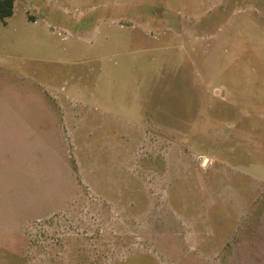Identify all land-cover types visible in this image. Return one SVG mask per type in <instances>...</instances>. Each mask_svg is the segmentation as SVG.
I'll use <instances>...</instances> for the list:
<instances>
[{
    "label": "rangeland",
    "instance_id": "rangeland-1",
    "mask_svg": "<svg viewBox=\"0 0 264 264\" xmlns=\"http://www.w3.org/2000/svg\"><path fill=\"white\" fill-rule=\"evenodd\" d=\"M0 264H264V0H14Z\"/></svg>",
    "mask_w": 264,
    "mask_h": 264
},
{
    "label": "trees",
    "instance_id": "trees-1",
    "mask_svg": "<svg viewBox=\"0 0 264 264\" xmlns=\"http://www.w3.org/2000/svg\"><path fill=\"white\" fill-rule=\"evenodd\" d=\"M14 13V0H0V21L5 22Z\"/></svg>",
    "mask_w": 264,
    "mask_h": 264
},
{
    "label": "crops",
    "instance_id": "crops-1",
    "mask_svg": "<svg viewBox=\"0 0 264 264\" xmlns=\"http://www.w3.org/2000/svg\"><path fill=\"white\" fill-rule=\"evenodd\" d=\"M9 19V18H8Z\"/></svg>",
    "mask_w": 264,
    "mask_h": 264
}]
</instances>
